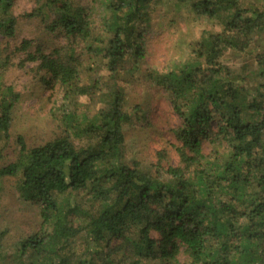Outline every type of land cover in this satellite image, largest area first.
Segmentation results:
<instances>
[{
    "label": "trees",
    "instance_id": "trees-1",
    "mask_svg": "<svg viewBox=\"0 0 264 264\" xmlns=\"http://www.w3.org/2000/svg\"><path fill=\"white\" fill-rule=\"evenodd\" d=\"M34 1L25 16L65 45L21 61L35 64V92L56 90L58 135L29 149L17 137L15 160L0 166V181L14 178L39 210L37 228L18 242L28 258L20 263L181 264L183 254V264H264V0H98L96 27L89 4ZM166 2L219 27L189 46L187 60L144 71L142 28ZM13 3L0 0V41L15 35ZM240 56L249 61L234 72ZM9 67L0 56V76ZM135 74L180 119L175 165L163 164V153L148 164L126 157L124 127L142 110L129 102ZM20 100L0 87V144ZM62 194L65 206L55 198Z\"/></svg>",
    "mask_w": 264,
    "mask_h": 264
},
{
    "label": "rangeland",
    "instance_id": "rangeland-1",
    "mask_svg": "<svg viewBox=\"0 0 264 264\" xmlns=\"http://www.w3.org/2000/svg\"><path fill=\"white\" fill-rule=\"evenodd\" d=\"M72 1L89 4L94 12L95 27L99 24L103 13L98 10V0ZM169 5L170 2H166L165 5L157 7L150 15V22L142 28L145 48L142 64L144 71L150 69L161 71L173 63L187 60L190 56L189 46L193 47L204 31L218 30L216 22L189 18V15L182 11L175 12ZM34 6V0H14L12 13L17 18L15 35L11 39L0 41L1 58L8 57L10 60L7 72L0 76V87L11 86L14 91L21 94V100L14 110L10 138L7 143L0 144V166L15 160L18 151L17 137H22L29 149L44 144L58 135V123L51 115L57 92L46 89L35 92L32 72L35 64L24 61L21 64V61L28 53L39 50L48 54L63 47L65 43L58 34H47L43 31V25L38 18L25 16ZM169 23H173L175 27ZM24 41L29 42L25 51L20 48ZM245 60L249 61L244 56L235 57L229 67L236 72L242 68ZM140 75H134L133 84L128 89L130 104L141 106L142 112H138L137 116L132 117L130 124L124 127L126 157L130 161L148 164L156 162L159 153H163L166 158L162 163L175 165L177 159L170 145L176 143L172 130L179 125L180 119L172 112L164 94L152 87L148 81L141 79ZM250 78L255 79V76L250 75ZM92 111L90 109V114ZM75 144L84 146L82 141ZM212 150L213 147H206L204 151L211 154ZM55 198L60 205L65 206L68 195H56ZM38 213L36 205L23 201L19 196L14 178L5 177L0 181V232H6L0 239V264H21L20 261L26 263L28 258L21 259L18 242L37 228ZM82 250L83 246L79 239L74 248L75 256H79ZM178 260L181 264L187 262L183 254Z\"/></svg>",
    "mask_w": 264,
    "mask_h": 264
}]
</instances>
